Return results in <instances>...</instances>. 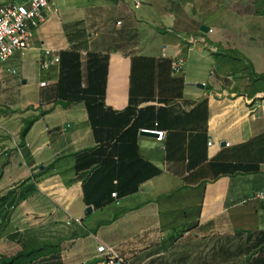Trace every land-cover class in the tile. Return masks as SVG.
Returning a JSON list of instances; mask_svg holds the SVG:
<instances>
[{
	"label": "crops",
	"instance_id": "1",
	"mask_svg": "<svg viewBox=\"0 0 264 264\" xmlns=\"http://www.w3.org/2000/svg\"><path fill=\"white\" fill-rule=\"evenodd\" d=\"M250 1L214 24L191 0H52L0 72V264H101L96 228L126 216L134 234L184 227L177 241L264 231V0ZM44 48L60 58L45 72Z\"/></svg>",
	"mask_w": 264,
	"mask_h": 264
},
{
	"label": "rangeland",
	"instance_id": "2",
	"mask_svg": "<svg viewBox=\"0 0 264 264\" xmlns=\"http://www.w3.org/2000/svg\"><path fill=\"white\" fill-rule=\"evenodd\" d=\"M194 8L199 10L203 20L215 22L219 17H226L232 22L233 12H248L251 7L250 0H191ZM15 2V1H13ZM226 15V16H223ZM231 26V25H230ZM228 37L226 42H228ZM245 70V69H244ZM140 222L131 216H126L112 224H102L95 230L97 238L105 241L111 247H116L123 238H128V250L117 252L128 264H141L144 258L152 257V264H175L181 259V264H243L247 257L246 241L244 235L212 234L194 239L191 234L177 241L183 234L184 227L178 231L170 232L167 229H153L138 232ZM158 235L161 240L150 244L143 251L142 245H132L133 242L146 235ZM177 241V242H176ZM220 248H224L222 253ZM243 249L245 251H243ZM227 251V252H226ZM98 253V252H97ZM97 255H100L98 253ZM157 255V256H155ZM176 264H179L176 263Z\"/></svg>",
	"mask_w": 264,
	"mask_h": 264
},
{
	"label": "built area",
	"instance_id": "3",
	"mask_svg": "<svg viewBox=\"0 0 264 264\" xmlns=\"http://www.w3.org/2000/svg\"><path fill=\"white\" fill-rule=\"evenodd\" d=\"M51 2L52 0H26L25 3L0 2V72L15 74V70L8 63L15 56L26 54L31 41V32L45 20L46 10ZM137 7L138 3L135 2L134 8ZM116 25H121V21H117ZM208 32L211 30L209 29ZM58 63L59 55L56 51L49 48L42 50L39 61L40 71L45 72ZM183 67L184 59L182 57L173 58L171 74L173 76L181 75ZM45 85V81L40 82L41 87ZM153 132L158 134L157 139L160 141L163 132ZM254 199L263 200L264 193L255 194ZM97 252L102 256L101 264H128L112 247L101 244L97 247Z\"/></svg>",
	"mask_w": 264,
	"mask_h": 264
},
{
	"label": "trees",
	"instance_id": "4",
	"mask_svg": "<svg viewBox=\"0 0 264 264\" xmlns=\"http://www.w3.org/2000/svg\"><path fill=\"white\" fill-rule=\"evenodd\" d=\"M60 61V58H59ZM178 81L182 83V80L178 77ZM28 126H25L21 132V136L24 137L27 130ZM154 131V130H151ZM246 250L247 253H249L246 257V260L243 264H248L251 259H253L254 255L257 254L256 264H264V258L260 254L264 251V231L261 232H252V233H246ZM15 260V259H14ZM2 264H18L13 261V259H10L9 261H4Z\"/></svg>",
	"mask_w": 264,
	"mask_h": 264
},
{
	"label": "water",
	"instance_id": "5",
	"mask_svg": "<svg viewBox=\"0 0 264 264\" xmlns=\"http://www.w3.org/2000/svg\"><path fill=\"white\" fill-rule=\"evenodd\" d=\"M208 30H209V28L207 26H205V25H202L200 27V31H202L203 33H207ZM199 86H202V84H200ZM140 134L141 135H147V136H154V137H157L158 136L157 133H155L153 131H148V130H142V131H140ZM91 211H92V209L90 207H88L86 209V213H91Z\"/></svg>",
	"mask_w": 264,
	"mask_h": 264
}]
</instances>
